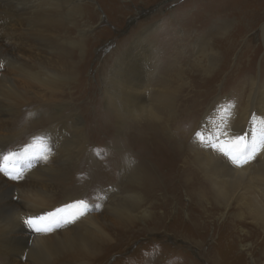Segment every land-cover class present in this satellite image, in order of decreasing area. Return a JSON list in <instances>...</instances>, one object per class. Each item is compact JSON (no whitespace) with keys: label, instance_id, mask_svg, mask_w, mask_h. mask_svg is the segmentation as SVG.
<instances>
[{"label":"bare ground","instance_id":"6f19581e","mask_svg":"<svg viewBox=\"0 0 264 264\" xmlns=\"http://www.w3.org/2000/svg\"><path fill=\"white\" fill-rule=\"evenodd\" d=\"M90 3H85L83 0H27L22 4V0H0V31L2 30L3 33L6 22L24 14V20L21 21L23 28L29 35L36 34L39 38H43L51 29L54 31L61 30L76 15L75 11L97 19L100 15ZM113 4L116 2L114 1ZM112 6L108 7L107 4H104L103 12L110 20L116 21L118 28L123 18L121 16L123 14L121 13L122 6L121 4ZM130 15L132 16V13ZM151 20V18H147L136 24H129V27L136 31L135 34L122 36L120 42L116 44V48L108 52L112 60L109 67L107 63L100 64L101 71H105V75L101 78L102 98L104 99V109H107L108 112L94 107L88 112L87 119L83 115V112L86 113L85 107L74 103L78 92L83 89L77 92L70 90L72 87L76 89V86L72 85L73 81L77 80L76 76L44 64H26L8 51L5 52L4 49H0V66L1 64L9 66L13 73L27 85L32 86L37 83L44 89H49L51 96L55 95L57 98L55 101L48 99V101L39 102L40 105L34 106L31 102L33 101L32 96L24 95L17 88L11 76L0 73V115L14 116L16 114L12 118L11 128L19 132L37 130L41 133L40 143L49 151V154L52 153L50 161H48L49 164H39L37 169L31 171L29 175L38 179V182L49 181L62 194L61 199H58V196L53 197L48 192L39 191L40 186H28V197L21 195L16 203V209L22 211L17 210V213L15 212V222L10 220L0 223V231L3 230L0 233V264H21L15 258V256L20 255L26 258L24 264H53L58 258L69 254L75 257L83 256L84 264L89 261L100 247V243L95 241L90 230L97 232L98 238L102 240H107L109 236L100 226L95 225L91 216L82 218L86 209L82 204L77 203L81 199L64 197V194L71 190V186L68 188V185L72 181L71 168L73 164L82 163L88 155L89 137L87 131L89 132L90 128H112L113 125H116L115 127L119 132V130L122 131L123 128L132 124L134 125L133 129L137 130L136 134L127 139L115 134L110 138L112 143L123 141L124 151L131 152L133 145L140 142L139 138L147 142L145 137H150L154 140L152 142L154 145L151 146L152 153L157 155L160 148L155 144L157 142L155 139H160L161 135L158 132L160 126H165L168 121L176 119L179 115H186L188 121H191L196 117H193L195 110L203 115L198 123L197 146L192 156H189L195 173L192 172L191 168L187 169L190 171L188 173L190 174V181H192L191 184L188 182L187 185H190L193 193L197 192L194 194V199L210 201L218 209L219 216L217 219H221L218 227L223 231V246L225 249H229V253L233 256L229 264H247L245 255L250 256L254 264L260 262L264 264V143H261L264 140V76L246 74L245 78H250L248 81L250 89L244 100L241 99V96L245 93L247 86L245 79L242 80L241 86L235 87L237 96H233L232 100L238 99V103L242 102L239 111L225 109L224 101L231 97L224 96L222 89L213 86L219 81L222 82V77L226 74L227 69H236L242 63L250 64V61L257 55L255 53L257 46H252V37L246 38L247 47L250 46L249 44L252 46L250 54H241L239 59L237 57L233 61L230 60L231 51L228 49L225 60L221 64L219 62L223 59V54L215 52L211 47L212 45L207 43L209 37L203 41L198 38L193 47L181 48L179 45L173 47L171 55L175 57L174 62L182 59L185 49H189V54L200 53L199 55L208 59L210 63L215 58L218 61L215 66L208 65L205 67L209 72L206 82L209 84L210 91H201L199 97L202 96V99L197 101V104L194 103V109L189 103L194 91L181 94L179 87H177L180 74L177 75V84L172 78L166 76L169 62L164 65L165 73H163L162 65L160 68L158 67L159 71L156 70V63L161 54H159L160 49L154 47L150 42L151 32L157 29L153 23L150 24ZM221 33L225 42L231 37V33L228 36H225L226 32H219L218 34ZM244 33L243 30H238L232 32V35L242 38ZM129 38L132 39L129 40ZM184 40H180V43L185 42ZM2 41H5V38ZM126 43L129 44L126 45ZM194 46H197L195 51L193 50ZM230 48L232 50V46ZM46 49L52 55H64L66 53V48L61 45L56 37L47 41ZM214 69H217L216 72H213ZM80 71V76H82V70ZM156 72L158 73L156 74ZM213 75L215 76L211 77ZM93 86L94 84H89L88 89L91 91ZM210 92L212 94L209 96ZM206 95L208 96L206 97ZM89 98L90 102L95 99V95L90 92ZM182 103H184L183 106ZM24 105H28L29 108L21 110ZM140 124L148 125L149 132L152 133L141 134L145 128L136 127ZM116 129L112 130L111 133H115ZM140 131L142 132L137 133ZM239 137L243 139L237 141ZM3 139L4 137L0 136V142ZM145 142L137 146L139 152L137 151L136 155L138 158L141 153L148 155L146 153L149 152L148 143ZM253 144L257 145V149L252 159H248L245 163L244 160L247 157L241 156L238 162H233L232 157L238 155L241 150L250 148ZM165 145L168 152H172L171 147L176 151L179 149L181 152V146L176 145L175 142L165 143ZM115 149L118 150L117 147ZM226 152H231V155L225 154ZM111 156L115 157L114 155ZM111 163L112 160L108 158L107 168ZM150 163L147 159H140L138 169H135L136 163H130L127 165L126 171L130 175L138 174L140 177L144 175V178L154 179L157 177L161 179L159 171ZM184 164H186V160H184ZM32 165L33 163H28L25 167L30 168ZM14 167L20 171L24 169V167ZM14 167L6 166L11 174L15 171ZM97 169L99 170L93 174L96 182H98V175L103 176V171L106 168L105 165H98ZM64 198L65 200H63ZM139 200L138 194H127L126 198L111 201L107 210L110 214L130 222L136 217V211L140 206ZM234 205H239L241 211L247 213L249 225L252 227V230L245 235L251 243L241 246L240 252L235 251L234 248V244H237L240 237L235 228L236 224L231 218L233 215L231 210ZM70 206L72 209H76L73 214L79 217L77 223L80 222V225L77 232L60 229L59 232L54 231L48 236L50 229L53 230L59 226L58 222L46 226L48 230L44 232H36L24 224V220L28 217L46 218V212L51 210L55 216L59 217L61 212ZM12 207L11 204L2 203L0 200V220ZM195 208L197 209V205ZM242 214V212L239 213L238 217H241ZM141 216L145 217L148 214L145 212ZM213 217L212 219H214ZM157 218H165L164 213L157 215ZM174 219L176 223H187L192 230L200 229L203 226L202 219L200 220L196 213L186 214L185 221L180 216H176ZM81 220L84 221L81 222ZM66 221L61 224L65 226ZM5 223L13 226H5ZM41 223L45 224L46 219ZM50 236H52L51 239ZM181 239L185 242L190 241L187 237H181ZM193 242L196 241L193 240ZM247 247L248 250H245ZM209 263L220 264L216 258H212Z\"/></svg>","mask_w":264,"mask_h":264},{"label":"rangeland","instance_id":"374dc122","mask_svg":"<svg viewBox=\"0 0 264 264\" xmlns=\"http://www.w3.org/2000/svg\"><path fill=\"white\" fill-rule=\"evenodd\" d=\"M24 1L27 2V0H22V4ZM114 1L116 4H113ZM83 2L90 3L91 0H83ZM104 4H107L108 7L121 4V13H123L121 16L123 18L118 28L116 21L110 20L103 12ZM90 5L100 15L97 19L74 10L76 15L70 22L68 21L59 31L51 29L43 38H39L36 34L29 35L23 28L21 21L24 20V14L6 22L3 33L2 30L0 31V49H4L5 52L8 51L26 64H44L76 76L77 80L72 83L76 89L72 87L70 90L77 92L83 89L78 92L74 103L85 107L86 113L83 112V115L86 119L89 116L88 112L94 107L108 112L107 109H104V99L102 98L101 78L105 75V71H101L100 64L107 63L109 67L112 60L108 52L116 48V44L120 42L122 36H129L136 32L132 30V27H129V24H136L147 18H151L150 24L153 23L155 28L157 27L150 35V42L154 47L160 49L159 54H161H158L160 57L156 63V70L159 71L158 67L160 68L161 65L163 69L164 65L169 62L168 69L165 70L166 76L172 78L177 84V75L180 74L177 87H179L181 94L194 91L189 100L192 107L202 99V96L199 97L202 92L210 91L209 84L206 82L209 72L205 67L208 65L215 66L218 61L215 58L210 63L208 59L202 58L200 53L194 52L195 54L192 53V56L188 53L189 49H185L183 55L185 58L182 57V59L174 62L175 57L171 55V50L175 46L193 47L198 38L203 41L209 37L207 43L212 45L211 47L215 52L223 54V59L219 64L225 60L228 49L231 51L230 60L234 61L237 57L239 59L241 54H250L252 46H257L255 49L257 55L250 61V64L242 63L236 69H227L226 74L222 77V82L219 81L213 85L220 90L222 89L224 96L231 97L225 99V109L239 111L242 102L238 103V99L232 100V97L237 96L234 89L241 86L242 80L245 79L247 86L241 99H246L250 89L248 86L250 78L246 79V74L264 76V0H93ZM238 30L245 32L242 38L233 37L232 32ZM219 32H226L225 36L231 33V37L225 42L224 36H221L222 33L218 34ZM53 37H56L61 45L66 48L64 55L48 53L47 41ZM250 37H252V46L249 44L250 46L247 47L248 43L246 45L245 41L246 38ZM3 38L5 41H2ZM131 39L129 38V40ZM180 40H184L186 43H180ZM225 48L227 49L225 50ZM196 49L197 46H194L193 50ZM250 66L251 68H249ZM80 70H82V76H80ZM216 70L214 69L213 72ZM165 71L163 69V73ZM229 71L231 72L229 73ZM0 73L11 76L17 88L24 95L32 96L33 101L31 102L34 106H38L40 105L39 102L48 101V99L54 101L57 99L55 95L51 96L49 89H44L37 83L32 86L27 85L5 64H1ZM89 84H94L91 91L88 89ZM90 92L95 95V99L89 102ZM210 94L212 92L209 93V96ZM181 105L183 106L184 103ZM27 107L28 105H24L21 110L27 109ZM202 115L198 110H195L193 117H196L191 121H188L186 115H179L176 119L168 121L165 126H160L161 128L158 130L159 135H161L160 139H155L157 141L155 144L160 148L157 155L152 153L151 146L154 145L152 143L154 140L150 137H145L147 142L139 138L140 142L133 145L131 152L124 151L123 141L112 143L110 138L115 134L126 139L136 134L137 130L133 129L134 125L132 124L123 128L122 131L119 130V132L115 127L116 125H113L112 128H90L91 130L87 131L89 137L88 155L82 163L73 164L71 168L72 181L69 185L67 184L68 188L71 186V190H68L64 197L81 199L84 202L82 205L86 209L82 218L91 216L95 225L100 226L109 238L107 240L99 239L98 233L90 230L95 241L100 243V247L85 264H210L209 261L212 258L218 259L220 264L231 263L233 256L229 253V249L224 248L223 231L218 227L221 220L217 219L219 216L218 209L210 201L194 199V194L197 192L193 193L189 185L192 181H190V174L188 173L190 171L187 169L191 168L192 172L195 173L189 156H192L197 146L198 123L201 121ZM15 116L16 114L14 116L0 115V136L4 137L0 142V165L5 167L18 166L24 167V169L20 171L14 167L15 171L12 174L9 173V176L0 172V200L2 203L13 206L8 210L10 214L7 212L0 223L10 220L15 222V212L17 213V210L22 211L16 209V203L21 195L28 197L29 185L40 186L39 191L48 192L53 197L58 196V199H61L62 196L61 192L55 189V186L51 185L49 181L38 182V179L29 175L31 171L37 169L39 164H49L48 161H50L52 153L49 154V151L40 143L41 133L37 130L19 132L11 128L12 118ZM136 127L145 128L143 132L137 133L142 132L143 135L152 133L149 132L148 125L140 124ZM115 129L116 132L111 133ZM143 142L148 143L149 152H146L148 155L141 153L138 158L136 155L137 146ZM171 142L181 146V152L179 149L176 151L171 146L172 152H168L165 149V143ZM45 156L47 159L44 158ZM4 157H8V160H5ZM108 158L112 160V163L107 168ZM140 159H147L149 163L151 162L150 164L159 171L161 179L157 177L149 179L148 177L144 178V175L140 177L138 174L130 175L127 173V165L136 163L135 169H138ZM184 160H186V164H184ZM28 163H33V165L26 168L25 165ZM98 165H105L106 169L103 171V176L98 175L100 178L97 177L98 182H96L93 174L99 170L97 169ZM10 176H19V178L11 179ZM132 193L139 195L140 206L136 211V217L130 222L108 212L107 209L111 201L126 198L127 194ZM196 205L197 209L195 208ZM231 211L233 212L231 218L239 233L236 232L240 236L239 240L237 239V244H234V248L235 251L240 252L241 246L251 243L245 235L252 230V227L249 225L247 213L241 211L239 205H234ZM73 212L75 213L76 209H72L71 206L66 207L59 217L49 216L48 214L52 213V210L47 211L46 225H42L48 226L54 222L59 223V226L49 230L48 236L54 231L59 232L60 229L77 232L80 222L77 223L79 217L77 214L75 216ZM145 212L148 216L142 217L141 215ZM162 212L165 218L158 219L157 215ZM241 212L243 216L238 217ZM192 213L198 214L200 220L202 219L203 226L200 229L192 230L187 223L174 221L176 216L182 217V220L185 221V215ZM65 220H67L66 225L63 226L61 223ZM83 221L81 220V222ZM72 224L75 225L72 226ZM5 226L12 227L13 225L5 223ZM2 232L3 230L0 231V233ZM181 237H187L190 241L185 242ZM193 240L198 243L195 244L196 242L194 243ZM245 250H248V247ZM248 257L250 256L245 255V262L254 264L251 257ZM15 258L21 264L26 261L22 255L15 256ZM53 264H84V258L69 254L58 258Z\"/></svg>","mask_w":264,"mask_h":264},{"label":"snow or ice","instance_id":"6c2138e0","mask_svg":"<svg viewBox=\"0 0 264 264\" xmlns=\"http://www.w3.org/2000/svg\"><path fill=\"white\" fill-rule=\"evenodd\" d=\"M242 137L237 138V141L242 140ZM261 143H264V140L261 141ZM257 149V145L253 144L250 148L246 149V150H241L239 152L238 155L232 157L233 158V162L236 163L240 160L241 156H246L247 159L244 160V162L246 163L248 159H252L253 155L255 153ZM223 151V149H221ZM225 154L227 155H231V152H226ZM45 159H47V156L44 157ZM5 160H8V157H4ZM0 172H3L5 174V176H9V171L7 170V168L3 165H0ZM11 179H18L19 176H10ZM78 204H83V201H78ZM49 216H54L55 214H48ZM46 218L45 217H28L24 220V224L27 225L29 228H32L33 230H35L36 232H44L47 231V227L42 225V221H44Z\"/></svg>","mask_w":264,"mask_h":264}]
</instances>
